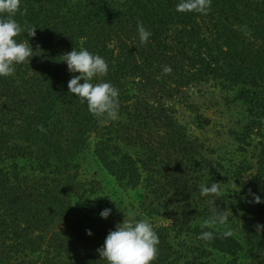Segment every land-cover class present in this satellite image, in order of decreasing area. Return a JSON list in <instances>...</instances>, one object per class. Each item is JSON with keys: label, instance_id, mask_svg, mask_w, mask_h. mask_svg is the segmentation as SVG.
<instances>
[{"label": "trees", "instance_id": "obj_1", "mask_svg": "<svg viewBox=\"0 0 264 264\" xmlns=\"http://www.w3.org/2000/svg\"><path fill=\"white\" fill-rule=\"evenodd\" d=\"M178 3L21 0L20 11L26 8L27 14L17 12L14 18L37 27L36 35L25 31L15 39L29 41L37 55L16 64L13 75L0 76V264H108L97 252L103 244L89 240L81 224L70 219L72 211H114L106 197H84L87 190L77 180L74 158L91 136L102 168L127 188L137 186L144 174V208L169 219L166 226L153 225L160 243L151 264H210L212 251L227 255L225 264H240V254L245 264H264V230L256 229L264 225V202L249 203L253 197L243 199L234 190L254 216L228 217V230H235L228 237L221 228H201L211 215L207 202L214 200L217 211L225 212L229 192L221 187V195L206 198L200 186L226 176L203 158L198 138L177 121L172 106L186 100L187 88L213 80L222 89L235 88L233 100L245 106L241 137L261 127L264 0H212L206 15L178 12ZM138 21L152 33L146 44L140 43ZM73 48L108 62L107 75L93 83L110 82L119 89L117 120L101 123L86 101L69 92L68 81L79 73H70L61 60ZM165 65L171 74L163 73ZM193 122L202 128L207 119L195 111ZM255 158V164L234 172L232 185L246 173L256 194L264 187V136ZM20 159L29 161L28 170L17 165ZM88 185L94 188L93 181ZM259 196L264 201V194ZM202 231L215 238L198 239ZM169 232L188 241L175 247Z\"/></svg>", "mask_w": 264, "mask_h": 264}, {"label": "rangeland", "instance_id": "obj_2", "mask_svg": "<svg viewBox=\"0 0 264 264\" xmlns=\"http://www.w3.org/2000/svg\"><path fill=\"white\" fill-rule=\"evenodd\" d=\"M185 91L188 96L186 100L172 104L175 110L174 115L188 133L198 138L202 145L203 158L210 160L213 168L220 176H226L225 180L216 181L220 184V187H223V190L226 188L229 192L225 213L230 219L234 220L241 216H254L253 208L248 207L243 201L239 200L238 195L232 194L236 190L238 194L242 195L243 199L252 197L248 193L249 189L253 193V186L248 183L246 173L239 171L244 174H241L238 180L235 179L237 181L235 186L232 185L234 182L232 176L239 168L255 164L258 142L264 136V123L258 130L253 129L249 136L241 137L243 132L241 127L247 120V113L243 104L233 100L235 88L222 89L213 80H208L195 84ZM188 104L194 107L197 114H201L207 119V123L202 128L195 127L193 122L195 111L190 110ZM92 143L93 136L88 140V145L74 158V162L78 165L77 180L87 190L84 197H106L112 203L114 211L106 219L96 213L72 211L70 219L72 218L81 224L84 235L94 243L101 242L104 244L109 231H114L116 225L122 223L123 220L134 222L147 218L154 226L168 225L169 219L165 218L161 212L156 214L147 213L144 208L147 204L143 199L146 192L144 174L140 183L135 187L127 188L120 185L97 162L92 153ZM214 163H218L221 167L218 169ZM17 165L22 166L24 170H28L29 161L20 159L17 161ZM202 178L208 179L209 176L204 174ZM91 181L94 182L93 189L88 185ZM254 192L257 195H262L264 194V187H258ZM208 197L207 195L206 198ZM194 198L196 199V197ZM229 218L226 225H214V227L227 231L231 223ZM55 227V225L52 226L53 229ZM87 230H91L92 234L88 235ZM234 232L233 229L232 233L235 234ZM169 240L175 247L184 243V241H188L184 235H174L172 232H169ZM237 256V261H240V264L247 262L244 255ZM227 259V255L212 251L209 256V263L225 264Z\"/></svg>", "mask_w": 264, "mask_h": 264}, {"label": "clouds", "instance_id": "obj_3", "mask_svg": "<svg viewBox=\"0 0 264 264\" xmlns=\"http://www.w3.org/2000/svg\"><path fill=\"white\" fill-rule=\"evenodd\" d=\"M212 0H180L176 6L178 12H197L207 14L210 11ZM21 0H0V14H7L6 18H0V76H11L15 72V65L29 62L33 57L34 49L29 41L17 42L15 39L22 32H27L29 37H35L36 28L25 22L23 25L14 17L17 12L21 15L27 14V9L20 11ZM137 30L140 43L146 44L152 33L147 30L142 22H137ZM39 49V48H37ZM67 63L70 73L74 75L68 81V89L71 94H75L81 103L87 102L88 110L100 122L107 124L110 120L119 118L118 110L119 89L110 82L93 83L94 78L106 76L108 73V62L99 54H93L85 48L79 51L72 49L64 53L62 60ZM171 67L165 65L163 73L171 74ZM83 81V83H81ZM38 130L45 131L43 125L38 126ZM201 195H221V187L218 182H213L211 186L201 185ZM239 191V190H238ZM252 200L249 203H262L259 195L252 193L249 189ZM112 200V199H111ZM113 201V200H112ZM235 203V201H233ZM209 211L211 215L203 221L201 228H212L214 225H226L228 216L225 212L217 211L213 206L214 200H209ZM111 209H104L100 215L107 218ZM258 232L264 230V225L257 224ZM91 235V230H87ZM224 237L232 235L230 230L224 231ZM215 238L212 231H202L198 239L211 241ZM159 236L153 224L142 218L136 221L123 220L118 223L114 231L110 230L102 247L97 249L101 259L107 260L108 264H151L158 258Z\"/></svg>", "mask_w": 264, "mask_h": 264}]
</instances>
